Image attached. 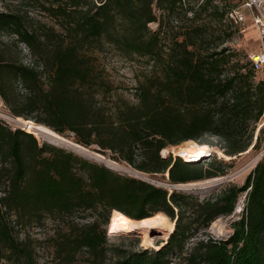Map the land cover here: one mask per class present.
I'll return each instance as SVG.
<instances>
[{
	"label": "trees",
	"instance_id": "1",
	"mask_svg": "<svg viewBox=\"0 0 264 264\" xmlns=\"http://www.w3.org/2000/svg\"><path fill=\"white\" fill-rule=\"evenodd\" d=\"M23 3L40 18L11 4L0 9V103L12 116L71 133L77 143L109 150L142 172L166 173L171 184L223 176L231 162L215 152L207 161L165 157L163 149L174 146L175 153L194 141L232 158L259 145L264 128L254 133L263 113L262 81L255 80L250 59L240 62L223 46L236 31L229 12L237 2ZM177 12L180 21L172 18ZM6 34L15 38L3 40ZM108 57L135 68L131 89L108 74ZM35 135L0 119V261L38 264L35 240L19 232L49 220L52 264H80L79 254L83 264H264V154L240 185L201 198L117 172ZM242 193L245 204L231 233L220 239L207 234L217 218L234 212ZM157 213L174 224L159 248L109 243L111 217L115 222L121 215L126 229ZM196 232L206 237L186 248Z\"/></svg>",
	"mask_w": 264,
	"mask_h": 264
},
{
	"label": "rangeland",
	"instance_id": "2",
	"mask_svg": "<svg viewBox=\"0 0 264 264\" xmlns=\"http://www.w3.org/2000/svg\"><path fill=\"white\" fill-rule=\"evenodd\" d=\"M189 1L191 2V4H195L198 0H189ZM232 1L237 2L236 7H238L239 11L245 17L241 22L236 24L237 27H236L235 33L232 35L231 38H229L223 44V46L228 48V50L233 54L234 59H238L240 62H244L245 60H249V55L258 49L257 33L255 31L253 24L251 23V20L248 18V12L243 7H241L242 1L241 0H232ZM23 2H25V0H0V9L4 8V4H11L12 6L14 5L17 6L18 7L17 9L19 10H27L28 14L32 17L40 18L41 14H39V12L35 10V8L31 6H24ZM172 18H176L180 21L183 18V13L177 12L176 14H174ZM164 20L167 22V19H164ZM166 27H167V23H166ZM151 28L154 29L153 26H151ZM2 38L3 40H11L15 37L13 36L11 37V35L6 34V35H3ZM20 48L22 50L21 59L24 62H26L28 59V52L26 48L24 47V45H20ZM104 61H105L106 71L108 72V74L111 76L112 79H114L119 84H123L125 89H131V87L134 86L135 68L131 64L125 61H122L116 57L114 58L108 57L104 59ZM124 93L128 95V92L124 91ZM0 119L3 120L11 128L20 127L26 130L25 125L29 124V123H26L23 120L24 118L22 119V117L19 118V117L12 116L2 103H0ZM31 121L34 122L31 125H34V126L38 124L42 125L40 123H36L33 120ZM35 134L37 135V133ZM59 135L63 137L64 139L72 141L80 145L81 147H84L85 149L89 151V152H86L87 154L93 156L94 158L98 160L102 159L103 161L109 163L112 169L117 172L131 175V176L138 177V178H142L155 185L167 187L168 189L175 188L173 186L174 184H171L168 182L166 173L162 176L161 174L152 175L146 172H142L140 170L135 169L133 166H131L125 161L114 159L113 154L109 150H106L103 152L99 150V148L95 145L85 147L77 143L73 139L71 133L67 135L66 134L65 135L59 134ZM255 135H256V131L254 133V137ZM36 137L40 141H47L50 143L52 142L55 143L54 141L50 140L47 137H43V136L40 137L39 135H37ZM186 142L182 143L181 145L182 146L185 145ZM192 143H196V142L193 141ZM172 148H174V146L168 147L166 148V150H163L165 157H167L169 153H171L172 156H177L176 152L179 151L180 148L177 151H175V153ZM213 149L219 150L217 147H214ZM160 154L162 155V150ZM216 154H217V157L218 156L221 157V159L225 160L227 163L231 162V166L228 168L227 173L223 176H218V177H223L224 180L218 185H211V186L205 185L200 188H199V185H197L196 187H193L189 190H179V191L193 193L203 198V197L215 196L216 194L219 193V191L224 186H227L229 183L240 185L244 181L246 175L255 166L258 159L264 154V132L261 135V139L257 147L251 148L250 146L246 151L241 152L237 156H233L232 158H228V159L218 155V153ZM207 158L208 156L203 157L200 160L207 161L208 160ZM89 159L92 161H96L93 158H89ZM96 162H99V161H96ZM208 179H203L200 181L205 182ZM244 204H245V197H244V193H242L238 197V200L234 208V212L229 216L220 217L216 219V220H220L221 224L223 225L222 234L217 235L213 233L210 227L206 230L207 234H209L214 239H220V238L227 237L231 233L232 221L239 218V214L241 213V210L243 209ZM120 218H121V215L118 216L117 221L112 222V217H111L109 224L106 226V235L108 237L109 243L121 246L128 250H136L140 248H149V249L158 248L160 246L157 243H163V244L165 243V240L156 234L155 236L153 235L154 245H151V244L148 245L143 235L134 233V232L129 233V228H126V229L122 228ZM77 220H79L80 222H85V219H77ZM169 224H170L171 230L174 229V224L170 220H169ZM52 233H53V227L49 220H47L46 223L43 224V226H35L32 229H27V230L23 229L22 231L19 232L20 237H23L24 235L25 236L29 235L32 240H35L33 241V243H35V246H36L35 254H36V260L38 264H52V260H51L52 250L48 244L49 240L46 239ZM205 234L206 233H202V232L194 233V235H192L187 240V243L185 244L186 248L190 247L197 239L206 237ZM83 257H85V255L79 254L80 264H83L82 262ZM0 264H7V263L1 260Z\"/></svg>",
	"mask_w": 264,
	"mask_h": 264
},
{
	"label": "bare ground",
	"instance_id": "3",
	"mask_svg": "<svg viewBox=\"0 0 264 264\" xmlns=\"http://www.w3.org/2000/svg\"><path fill=\"white\" fill-rule=\"evenodd\" d=\"M27 129L37 133L40 137H47L50 140L58 143H63L67 146H71L73 148H77L81 151L84 152H89L87 149L82 148L80 145L69 141L67 139H64L61 137L59 134H57L55 131L51 130L50 128L44 126V125H31V124H26L25 125ZM193 142V141H192ZM191 141H188L183 145L179 151H177V155L183 157L185 160H191V158H201L205 154H208L211 152H216L218 155L225 157V158H230L229 156L225 155L222 153L220 150H215L212 147L208 146L207 144H198V143H192ZM164 150V149H163ZM166 150V149H165ZM224 180L223 177H217V178H212L208 179L205 182H190L187 184H174L173 186L178 189V190H189L193 187H196L199 185V188L205 185H218ZM225 225V224H224ZM211 230L213 233L220 235L222 234V228L223 225L221 224L220 220L214 221L211 226ZM173 231L171 230L170 224H169V219L162 213H157L155 216L152 218L139 221L137 223H134L129 226V233L134 232L138 233L144 236L146 243L149 245H154L153 243V235L154 233H157L160 237H162L164 240H167L168 236L170 233ZM155 236V235H154ZM169 239V238H168ZM159 248V247H158Z\"/></svg>",
	"mask_w": 264,
	"mask_h": 264
},
{
	"label": "built area",
	"instance_id": "4",
	"mask_svg": "<svg viewBox=\"0 0 264 264\" xmlns=\"http://www.w3.org/2000/svg\"><path fill=\"white\" fill-rule=\"evenodd\" d=\"M241 7H243L248 12V18L251 20V23L253 24L257 33L258 49L249 55V59L251 60L252 69L256 73L255 80L262 81L264 97V0H242ZM187 15L191 16L192 12L189 11ZM229 16L233 19L235 23L241 22L245 17L239 11L238 7L230 11ZM156 25V22L149 23L150 27L153 26L155 28ZM260 128H264V103L263 113L258 122L256 123V132H258ZM162 155L164 156L163 150Z\"/></svg>",
	"mask_w": 264,
	"mask_h": 264
},
{
	"label": "water",
	"instance_id": "5",
	"mask_svg": "<svg viewBox=\"0 0 264 264\" xmlns=\"http://www.w3.org/2000/svg\"><path fill=\"white\" fill-rule=\"evenodd\" d=\"M30 132V131H29ZM32 133V132H31ZM53 143V142H52ZM53 144H55V145H57V146H60V147H63V148H66V149H70V150H72V151H74L75 153H77V154H79V155H81V156H83V157H86V158H93V159H95L96 161H99L100 163H102V164H104V165H106V166H108V167H110V168H112L111 167V165H109V163H107V162H105V161H103L102 159H96V158H94L93 156H91V155H89V154H87L86 152H84V151H81V150H79V149H77V148H73V147H70V146H67V145H65V144H63V143H53ZM82 148H84V147H82ZM210 155V153H208V154H205L203 157H207V156H209ZM203 157H201V158H191V160H200V159H202ZM188 161H190V159L188 160ZM157 233H154V234H152V235H156ZM158 235V234H157ZM169 237V236H168ZM168 239V238H167ZM166 241V240H165Z\"/></svg>",
	"mask_w": 264,
	"mask_h": 264
}]
</instances>
